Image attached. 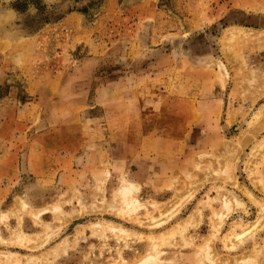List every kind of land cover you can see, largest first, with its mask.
Returning a JSON list of instances; mask_svg holds the SVG:
<instances>
[{"label":"rangeland","instance_id":"rangeland-1","mask_svg":"<svg viewBox=\"0 0 264 264\" xmlns=\"http://www.w3.org/2000/svg\"><path fill=\"white\" fill-rule=\"evenodd\" d=\"M11 151L0 264H264V0H0Z\"/></svg>","mask_w":264,"mask_h":264},{"label":"bare ground","instance_id":"bare-ground-1","mask_svg":"<svg viewBox=\"0 0 264 264\" xmlns=\"http://www.w3.org/2000/svg\"><path fill=\"white\" fill-rule=\"evenodd\" d=\"M128 183V182H125ZM124 183V184H125ZM134 187L133 184H125L122 188V192L125 193V195H127L128 193L132 192V188ZM136 187V186H135ZM132 202L129 203V207L132 208H136L139 202L138 198H135L134 196H132ZM221 199V198H220ZM227 201H225L226 203ZM141 203V202H140ZM40 219V218H39ZM48 222V221H47ZM103 225V224H102ZM121 231H126L124 230V228H121ZM20 236V235H18ZM158 238V237H157ZM156 240V239H155ZM32 246V244H31ZM205 246H207L205 244ZM10 252V251H9ZM11 253V252H10ZM158 263V259H157V255L151 253L147 256H145L144 258H142L139 262L135 263V264H157Z\"/></svg>","mask_w":264,"mask_h":264},{"label":"crops","instance_id":"crops-1","mask_svg":"<svg viewBox=\"0 0 264 264\" xmlns=\"http://www.w3.org/2000/svg\"><path fill=\"white\" fill-rule=\"evenodd\" d=\"M9 155H17L16 152H4L2 154H0V169L2 170H5L7 171L5 174H4V178H3V184H7V185H11V183L13 182V180H15V178L17 179V177H13L11 174V171L10 170H15L17 169V173H18V165H19V162L18 161H15L16 162V165H15V168L12 167L10 170L8 168H5L7 167V165H9V162L8 160H10V156ZM9 170V171H8ZM6 181V183H4Z\"/></svg>","mask_w":264,"mask_h":264}]
</instances>
